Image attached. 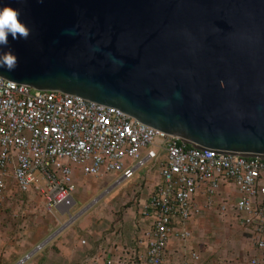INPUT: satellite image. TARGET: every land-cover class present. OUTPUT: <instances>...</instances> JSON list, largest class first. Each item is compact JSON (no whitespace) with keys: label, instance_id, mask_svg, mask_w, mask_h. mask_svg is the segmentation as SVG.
<instances>
[{"label":"water","instance_id":"1","mask_svg":"<svg viewBox=\"0 0 264 264\" xmlns=\"http://www.w3.org/2000/svg\"><path fill=\"white\" fill-rule=\"evenodd\" d=\"M4 6L30 34L9 37L17 67L1 78L113 109L192 148L264 160V0Z\"/></svg>","mask_w":264,"mask_h":264},{"label":"built area","instance_id":"2","mask_svg":"<svg viewBox=\"0 0 264 264\" xmlns=\"http://www.w3.org/2000/svg\"><path fill=\"white\" fill-rule=\"evenodd\" d=\"M150 163L160 164V181L142 205L144 240L105 264H165L171 241H189L188 223L227 185L236 187L234 209L261 252L249 264H264V160L192 148L113 109L0 77V202L15 189L60 209L74 200L75 169L117 173L121 183ZM200 260L191 250L183 264Z\"/></svg>","mask_w":264,"mask_h":264},{"label":"rangeland","instance_id":"3","mask_svg":"<svg viewBox=\"0 0 264 264\" xmlns=\"http://www.w3.org/2000/svg\"><path fill=\"white\" fill-rule=\"evenodd\" d=\"M73 178L74 200L60 209H49L40 195L15 189L0 202V264H19L30 250L37 249L63 227L21 264L30 259L34 264H63L65 251L71 247L72 262L67 264H90V259H95L94 264H105L108 258L116 259L143 239L149 222L142 219V205L160 181V164L150 163L121 183L117 173L92 177L80 169L74 170ZM229 192L221 187L214 207L188 223L190 240L173 248H179L182 257L193 250L200 254L201 264H249L252 257L261 253L252 229L237 218L236 187H230ZM224 203L226 213L221 212ZM62 241L67 247L64 252L56 246ZM176 261L172 255L169 264Z\"/></svg>","mask_w":264,"mask_h":264},{"label":"clouds","instance_id":"4","mask_svg":"<svg viewBox=\"0 0 264 264\" xmlns=\"http://www.w3.org/2000/svg\"><path fill=\"white\" fill-rule=\"evenodd\" d=\"M30 31L22 22L20 12L12 7H0V68L14 71L17 67V57L11 51L3 49L9 44V37L13 40L26 39Z\"/></svg>","mask_w":264,"mask_h":264},{"label":"crops","instance_id":"5","mask_svg":"<svg viewBox=\"0 0 264 264\" xmlns=\"http://www.w3.org/2000/svg\"><path fill=\"white\" fill-rule=\"evenodd\" d=\"M233 185H227V186H225V187H223L224 188V192L225 193H230L229 192V188L230 187H232ZM237 193H238V191H237ZM239 194V193H238ZM239 198V197H238ZM237 215V214H236ZM237 218L239 219V217H238V215H237ZM248 228H250V229H252V233L254 234V238H255V233H254V230H253V228L252 227H248ZM64 229V227L63 228H61L60 230H58L57 232H55L53 235H51L48 239H46V241H44L43 243H41V245L40 246H43L45 243L47 244L49 241H51L55 236H57L60 232H62V230ZM183 244L184 243H181V242H178V241H175V240H172L171 241V243L169 244V247H168V250H167V260H166V262H165V264H169L170 263V257L172 256V255H175V258L177 259V261L175 262V264H183V263H185V260L186 259H188V255L186 256V258L183 256L182 257V253H181V250L179 249V248H177V249H173L174 247H182L183 246ZM45 246V245H44ZM57 248H59L62 252H64V250L67 248V247H65L64 246V243H63V241L62 242H60V243H57ZM39 247V246H38ZM74 249V247H71L70 249H66V254H67V256H66V258L64 259V262L65 263H63V264H67V262L69 261V262H72L71 260L72 259H69V258H72V254H73V250ZM38 250V248L37 249H34L33 251L32 250H30V252H28L29 254H28V256H30V258H31V256L32 255H34L35 254V252ZM191 251V250H190ZM189 251V252H190ZM61 252V253H62ZM198 253V252H197ZM189 254V253H188ZM199 254V253H198ZM70 255V256H69ZM72 255V256H71ZM200 255V254H199ZM27 257V256H26ZM26 257H25V259H26ZM182 257V258H181ZM201 258V257H200ZM24 259V260H25ZM24 260H22V261H24ZM63 260V259H62ZM94 260L95 259H90V260H88V262H90V264H94ZM22 261H20V263L19 264H21V263H23ZM25 262V261H24ZM31 262V263H30ZM32 264L33 263V259H30L28 262H27V264ZM34 264V263H33ZM36 264V263H35ZM59 264H62V263H59ZM199 264H201V260H200V262H199Z\"/></svg>","mask_w":264,"mask_h":264}]
</instances>
